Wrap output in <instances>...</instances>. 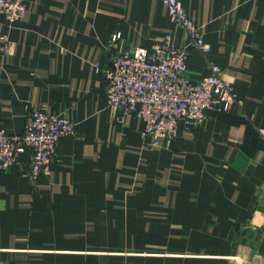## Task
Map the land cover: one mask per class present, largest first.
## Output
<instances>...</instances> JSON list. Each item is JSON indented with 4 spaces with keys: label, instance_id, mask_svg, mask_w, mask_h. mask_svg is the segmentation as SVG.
<instances>
[{
    "label": "crops",
    "instance_id": "1",
    "mask_svg": "<svg viewBox=\"0 0 264 264\" xmlns=\"http://www.w3.org/2000/svg\"><path fill=\"white\" fill-rule=\"evenodd\" d=\"M180 1L210 46L188 47L187 75L216 64L237 102L153 147L108 106L102 71L166 33L187 44L160 1L25 0L23 20L0 16V127L21 133L35 108L74 123L34 180L27 152L0 171V261L264 264V0Z\"/></svg>",
    "mask_w": 264,
    "mask_h": 264
},
{
    "label": "built area",
    "instance_id": "2",
    "mask_svg": "<svg viewBox=\"0 0 264 264\" xmlns=\"http://www.w3.org/2000/svg\"><path fill=\"white\" fill-rule=\"evenodd\" d=\"M158 1L165 7L170 23L187 34V44L175 45L171 34L166 33L150 47L114 52L102 71L108 106L141 119L142 136L150 147L168 143L179 121L199 126L216 101L224 109L237 102L231 82L216 64L210 63L211 73L199 80L187 75L188 47L207 57L210 46L180 0ZM26 13L25 0H0V16L7 23L23 20ZM119 37L120 33L113 34L111 43ZM0 39L7 53L8 39ZM256 130L264 143V128ZM73 131L74 123L67 116L48 113L43 108L28 111L21 133H8L0 127V171L15 163L19 153L27 152L29 163L22 175L34 180L56 156L60 139Z\"/></svg>",
    "mask_w": 264,
    "mask_h": 264
}]
</instances>
